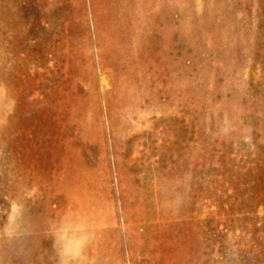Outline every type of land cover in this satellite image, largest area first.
Segmentation results:
<instances>
[{
  "label": "rangeland",
  "instance_id": "1",
  "mask_svg": "<svg viewBox=\"0 0 264 264\" xmlns=\"http://www.w3.org/2000/svg\"><path fill=\"white\" fill-rule=\"evenodd\" d=\"M43 1L0 0V73L6 70L20 78L23 53L10 52L16 41L11 35L14 27L19 25L17 32L26 38L25 44L36 43L49 31L40 18ZM138 1L141 6L133 13L140 19L146 7L156 12L157 51L161 53L148 60L144 75L153 74L152 82L164 78L169 96L165 101L133 100L128 105L143 117L150 113L148 119L135 122L137 129H145L150 117H167L170 141L161 174L150 170L153 160H140V172L134 170L140 179L136 190L129 173L135 153L125 149L129 120L120 110L115 91L120 76L116 66L108 64L109 39L114 36L111 28L117 19L115 0H55L50 10L61 30L56 28L47 35L55 36L58 45L71 43L68 52L74 62L68 70L76 73L72 94L85 106L87 125V137L78 148L96 178L97 203L87 213L88 227H98L104 242L99 248V240L89 234L85 264H131L136 232L141 229L139 217L144 215L138 196L145 189L153 190L154 176L163 179L167 171L172 174L169 202L184 208L190 228L196 221L199 235L181 228L187 232L179 233L185 239L179 237L178 242H185L188 248L189 243H197L199 264H264V0ZM64 15L71 22L69 34L64 31ZM57 52L55 59L67 57L65 49ZM49 55L40 57L46 60L42 69L55 67L64 77L65 60L58 64ZM29 61L30 69L35 70L38 59L32 56ZM0 84L8 87L2 78ZM152 89L147 84L148 98ZM14 91L18 99L13 105L9 91L0 96V264H59L52 232L61 221L70 219L61 215L52 226L36 224L41 211H31L28 202H43V191L35 185H22L23 140L17 129L8 131L9 115L20 109L18 91ZM179 131L180 141H176ZM74 136L79 141L76 128ZM178 161L181 171L175 170ZM77 224L88 231L82 221ZM167 245L162 241L159 246L165 249Z\"/></svg>",
  "mask_w": 264,
  "mask_h": 264
},
{
  "label": "bare ground",
  "instance_id": "2",
  "mask_svg": "<svg viewBox=\"0 0 264 264\" xmlns=\"http://www.w3.org/2000/svg\"><path fill=\"white\" fill-rule=\"evenodd\" d=\"M54 2L55 0H44L42 2L45 10L42 7L44 13L42 11L40 18H42L43 22L47 23L49 31L46 29L45 34L43 31L42 33L40 31L44 35L41 36L40 34L41 38L36 43L25 44L26 38L24 39L22 34L17 32L19 25L16 27L8 26L9 28L14 27L15 32L12 29L14 33H9L13 36V40H16L10 52L12 54L23 53L22 70L19 79H15L6 70L0 73V78L8 83V87H5L8 88L9 95L8 93L7 95L9 97H7L12 100V103L10 101L12 105L13 100L18 99L14 89L18 91L19 101L17 100V102H20V109L17 108L19 110L17 114L15 111L9 115L11 126H8V131L12 133L17 129L20 131L21 140H23V143L21 141L24 151L21 164L23 173L21 171L22 177L20 181L23 186L35 185V187L41 188L43 191V202H39L38 198V200L33 199L28 202L32 203V206L30 205L32 207L31 211H41L39 217L40 223H36V221L34 223L39 224L40 228L48 225L52 226V224L57 223L61 215H64V218L70 219L76 224L82 221L87 228L91 225L87 213L97 203L95 193L96 178L92 169L82 158L78 148V143L83 144L87 137V125L84 117L85 106L78 98H74L72 94L73 79L76 73L68 70L69 67H73L74 62L72 53L68 52L71 49L68 48L71 46V43H69L70 41H66L58 45L54 41L56 40L55 36L49 37L47 35L50 32L54 33V30L58 26L53 21V14L50 11ZM141 3L138 0H115L114 11L116 12L117 19L111 28L112 31L114 28V36L110 37L109 41H112L108 47L110 53L108 64L116 66L120 76V81L115 86V91L119 93L120 110L129 120V124L125 126L128 129L126 130L129 131L125 149L127 153L131 151L135 153V156L130 160L133 167L129 169L134 188L137 184H140V179L136 177L135 171L141 170V159L153 160L150 170H153L155 174L157 172L161 174L159 172L160 165L163 160L169 157L168 141H170L169 120L167 117H150L149 125H144L147 126L145 129H142L141 126L137 129L135 122H141L143 118L150 116V113L149 115L147 114L148 116L145 114L146 116L143 117V115L141 116L139 112L128 105L133 100L139 103L145 101L153 103L156 99H163L165 101L169 96L164 78H160L158 82H152L154 78L151 75L153 74L148 76L149 80L144 75V71L148 68V60L155 59L161 53L157 51L158 39L155 32L158 17H156V12L154 11L155 13H153V9L150 12L146 7V14L141 19L133 13L135 8L139 5L141 6ZM64 18L67 21L64 31L66 34H69L71 26L69 15H64ZM145 24L146 32L144 35H141L142 27ZM57 30H61V27L59 26ZM19 31L22 30L19 29ZM10 34L8 36L11 37ZM60 48L65 49L67 57L55 59V55L59 54L57 49ZM47 52L50 53L49 57L55 63L59 64L60 61L65 60L64 66L66 70L64 77L62 76V72H59L55 67H52L51 71L42 69L41 66L45 64L46 60H42L40 57ZM32 56L38 59L35 62L36 68L33 71L30 69L29 61ZM51 65L54 64L52 63ZM12 68L14 69V66ZM147 84L153 86L149 98L145 92ZM31 93L34 94L33 97L32 95L29 97ZM16 103L13 109H16ZM151 114L153 113L151 112ZM156 115L158 114L156 113ZM16 116H18V120H16ZM146 119L148 118L144 120ZM16 121L18 122L14 124ZM75 128L80 134L79 141L74 136ZM180 132L176 134V138L178 139L176 141H180ZM177 155L180 159V150H178ZM175 170L181 171L180 161L176 163ZM163 177L161 179L160 176H154L152 182L153 190L145 189L142 194L139 191L138 202H140V211H143L144 215L139 217L142 219L141 225L138 224L141 229L136 232V253L131 257V264H199L197 243L195 242L194 245L189 243L190 247L188 248L187 244L186 246L183 245L185 242H178L180 240L178 238L181 237L179 233L184 234L185 229L191 231L193 236H199L194 227L196 221L192 223L193 229L190 228L191 221H189L188 214L184 211V208L172 206L167 192L171 184L172 174L170 171L163 172ZM52 205H54V208L51 207ZM191 210L195 211L193 207ZM181 228L184 229V232ZM87 233L94 236L96 240H99L100 246L98 247L103 248L102 232L98 227H88ZM41 234L43 233L41 232ZM162 241L168 244L165 249L159 246ZM43 243L46 244L47 241L44 240ZM97 256L100 258L99 255Z\"/></svg>",
  "mask_w": 264,
  "mask_h": 264
},
{
  "label": "clouds",
  "instance_id": "3",
  "mask_svg": "<svg viewBox=\"0 0 264 264\" xmlns=\"http://www.w3.org/2000/svg\"><path fill=\"white\" fill-rule=\"evenodd\" d=\"M6 93L4 85L0 84V96ZM0 123H3L0 120ZM53 248L59 257V264H85L84 251L87 248L90 235L82 225L71 220H63L52 232Z\"/></svg>",
  "mask_w": 264,
  "mask_h": 264
}]
</instances>
